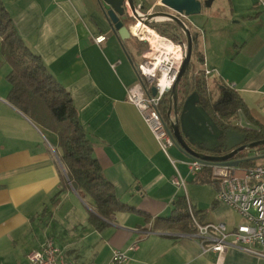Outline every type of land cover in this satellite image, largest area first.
Returning <instances> with one entry per match:
<instances>
[{
	"label": "crops",
	"instance_id": "obj_1",
	"mask_svg": "<svg viewBox=\"0 0 264 264\" xmlns=\"http://www.w3.org/2000/svg\"><path fill=\"white\" fill-rule=\"evenodd\" d=\"M2 1L25 45L71 95L92 155L116 196L141 213L118 212L101 231L88 223L92 206L66 181L57 135L8 101L10 67L0 55V264H25L46 239L83 264H105L113 250L126 253L125 264H214L215 254L202 252L195 231L183 234L156 222L170 216L183 196L202 211L196 218L201 224L232 230L242 220L216 200L218 185L203 182L205 171L189 173L190 159L176 146L161 151L141 112L127 102L146 44L129 26L131 37L121 45L95 0ZM198 15L203 19L193 21L195 32L183 19L196 37L194 65L241 100L246 115L239 111L235 118L240 128L264 127V0H212ZM99 35L105 41L97 45ZM63 178L64 190L54 201ZM176 178L184 187L173 184ZM220 264L264 259L229 248Z\"/></svg>",
	"mask_w": 264,
	"mask_h": 264
},
{
	"label": "trees",
	"instance_id": "obj_2",
	"mask_svg": "<svg viewBox=\"0 0 264 264\" xmlns=\"http://www.w3.org/2000/svg\"><path fill=\"white\" fill-rule=\"evenodd\" d=\"M3 4V1L0 0V55L10 66V71L6 76V81L10 86L9 93H7L8 101L32 122L57 135V144L60 150L59 160L65 167L66 181L82 199H89L90 206H92L93 210L87 217L88 223L97 231H101L112 219V216L118 212L141 213L135 208L123 204L116 196L112 185L106 180L104 171L99 167L95 156L92 155V144L77 117L78 112L72 104L71 95L54 79L55 77L45 67L41 57L25 45ZM151 27L163 37L174 41L180 38L176 32L175 24L157 23ZM191 69L189 64L177 86L178 106L189 94L196 92L199 96V104L220 129H232L245 134L247 143L264 140V127L260 125L246 130L229 123L237 117L239 111L246 115L241 100L234 93L221 87L220 98L213 101L209 98L205 86L204 72L201 71L198 76L189 79ZM170 99V94L161 99L158 112L167 125H170L172 120V114L169 118L167 113L171 105ZM252 150L262 151L264 146ZM242 154L244 153L240 152L238 157L249 158L248 155L243 156ZM253 160H246L239 167H253L256 165ZM209 165L205 164L202 169L206 172L203 182L214 185L216 183L210 181ZM61 181L62 185L54 197V201L64 190V178ZM174 202L170 216L157 218L156 222L164 223L166 228L177 230L183 234L194 232L185 197H180ZM190 206L195 218L200 219L202 211L193 209L191 204Z\"/></svg>",
	"mask_w": 264,
	"mask_h": 264
},
{
	"label": "built area",
	"instance_id": "obj_3",
	"mask_svg": "<svg viewBox=\"0 0 264 264\" xmlns=\"http://www.w3.org/2000/svg\"><path fill=\"white\" fill-rule=\"evenodd\" d=\"M126 12L131 25L141 24L143 28L132 34L134 38L146 44V49L141 54L140 61L135 65L138 82L127 88L126 99L131 102L143 115L144 121L151 129L161 148V151L174 146L170 127L162 120L159 112L161 99L169 96L176 80L180 67L187 53V43L184 36L174 41L163 37L154 30L151 25L161 23L157 17L151 19L149 24H144L146 15L152 14L154 6L141 12L140 5L133 10L128 3ZM181 19H185L181 17ZM129 30V29H128ZM105 36L99 35L94 42L100 45L105 41ZM205 75L209 73L204 71ZM151 87L155 89V95L151 94ZM205 164L199 160L190 159L187 168L190 174H199ZM210 181L217 183L218 191L216 200L228 206L234 213H238L242 223L236 228L228 230L223 223L201 224L195 218L188 202V211L195 233L192 235L198 240L203 253H213L216 256L214 264H220L226 250L240 248V250L264 259V253L257 250L264 248V164H256L249 168H230L219 165H209ZM176 187H184L180 179H174ZM52 240L46 239L40 248L31 252L25 258V264H83L76 260L65 258L62 251L54 246ZM130 249H134L131 247ZM126 253L121 250H113L110 259L105 264H125L128 260ZM97 264V263H89Z\"/></svg>",
	"mask_w": 264,
	"mask_h": 264
},
{
	"label": "water",
	"instance_id": "obj_4",
	"mask_svg": "<svg viewBox=\"0 0 264 264\" xmlns=\"http://www.w3.org/2000/svg\"><path fill=\"white\" fill-rule=\"evenodd\" d=\"M100 8L101 14L105 18L115 39L122 43L131 37L127 28L128 20L126 12L127 2L133 10L135 3L133 0H95ZM212 0H160L161 6L169 12H155L146 15L144 24L155 17L162 16L164 20L174 23L187 43L186 57L180 67L176 80L172 86L170 96L171 105L168 110V117L173 115L170 127L174 146L189 159L199 160L203 164L219 165L230 168H238L239 165L248 160L256 158H245L242 160H232L233 157L246 150H252L259 146H264V140L246 142L245 134L228 129H220L204 108L199 104V96L196 92L184 98L180 106L178 102V84L191 63L192 50L196 43V37L191 35L190 30L181 19H188L190 16L198 15L202 6L208 7ZM181 37V36H180ZM151 94L155 95V89L151 87ZM226 96V95H224ZM224 149L229 153L215 155L218 149ZM204 151L199 152V151Z\"/></svg>",
	"mask_w": 264,
	"mask_h": 264
},
{
	"label": "rangeland",
	"instance_id": "obj_5",
	"mask_svg": "<svg viewBox=\"0 0 264 264\" xmlns=\"http://www.w3.org/2000/svg\"><path fill=\"white\" fill-rule=\"evenodd\" d=\"M134 2L136 4L138 3H141L144 5V10H146L147 8H149L151 5H152V2L153 0H134ZM204 8V7H203ZM158 10H160L158 7H154L153 8V12H158ZM204 10V9H203ZM205 11V10H204ZM202 13V12H201ZM198 19H203L202 16L200 15H194V16H190L188 17V19L185 21V23H187L189 25V27L191 28V30L193 32L194 31V28H195V23L193 21H197ZM166 21V20H164ZM191 31V32H192ZM137 58H135L136 60ZM194 51L192 50V55H191V63H190V66L192 67L191 69V73H189V79H192L194 78L195 76H198L200 74V70H199V66L198 65H194ZM4 60V59H3ZM5 61V60H4ZM6 62V61H5ZM139 62V61H138ZM7 63V62H6ZM8 64V63H7ZM9 65V64H8ZM10 67V66H9ZM204 76H206L204 74ZM5 81H6V78H5ZM8 83V82H7ZM205 86H206V89L208 91V93L210 94V98L215 101L217 99L220 98V90H221V86L219 85V87H217L215 85V82L212 81V80H207V78H205ZM240 121H238V119H234L233 121L229 122L231 125L233 126H237V127H241V123H239ZM242 154L243 156H246L248 155V157H257L254 161L255 164H264V150L262 151H257V150H248V148L244 151H242ZM209 199L205 196H202L201 197V200H199L201 202V204H204V206H206L207 204L209 205L210 201H208ZM207 205V206H208ZM84 208V206H82V209ZM261 252L264 253V248H260V249H257Z\"/></svg>",
	"mask_w": 264,
	"mask_h": 264
},
{
	"label": "flooded vegetation",
	"instance_id": "obj_6",
	"mask_svg": "<svg viewBox=\"0 0 264 264\" xmlns=\"http://www.w3.org/2000/svg\"><path fill=\"white\" fill-rule=\"evenodd\" d=\"M133 2H134V0H133ZM135 3V2H134ZM154 4V7H158L160 10H158V12H169V11H167L166 9H164L162 6H161V4H160V0H153V2H152V5ZM135 6L136 5H140V7H141V9H140V11L141 12H144V11H147L149 8H147L146 10H144V5L143 4H141V3H139V4H134ZM153 13H155V12H153ZM127 18H128V20H127V22H126V25L127 24H129L130 22H131V19L128 17V15H127ZM162 23H167V24H174V23H172L171 21H163V22H161V24ZM165 27V26H164ZM176 32H178L179 33V31H178V28H177V31ZM177 33V34H178ZM180 34V33H179ZM172 120H173V118H172ZM171 122V121H170ZM199 152H203V153H206V152H204V151H199ZM227 153H229V151H225L224 149H218L216 152H215V155H224V154H227ZM207 154V153H206ZM240 153H238V154H236L234 157H233V159L232 160H242V159H245V158H241V157H238V155H239Z\"/></svg>",
	"mask_w": 264,
	"mask_h": 264
},
{
	"label": "bare ground",
	"instance_id": "obj_7",
	"mask_svg": "<svg viewBox=\"0 0 264 264\" xmlns=\"http://www.w3.org/2000/svg\"><path fill=\"white\" fill-rule=\"evenodd\" d=\"M159 20H163V17L162 16H159V17H157ZM139 28H143V32H144V34L146 33V29H145V27H143V25H141V24H136V25H131L130 26V29H131V33L132 34H137V30L139 29Z\"/></svg>",
	"mask_w": 264,
	"mask_h": 264
}]
</instances>
